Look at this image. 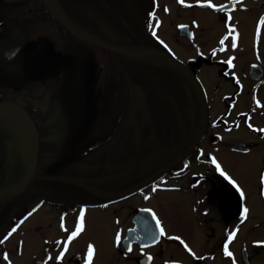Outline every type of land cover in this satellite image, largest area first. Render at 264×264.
I'll return each instance as SVG.
<instances>
[{"label":"flooded vegetation","instance_id":"flooded-vegetation-1","mask_svg":"<svg viewBox=\"0 0 264 264\" xmlns=\"http://www.w3.org/2000/svg\"><path fill=\"white\" fill-rule=\"evenodd\" d=\"M262 21L264 0H0V192L32 160L20 110L39 143L0 264H264ZM141 91L176 100L165 153L135 143Z\"/></svg>","mask_w":264,"mask_h":264},{"label":"rangeland","instance_id":"rangeland-1","mask_svg":"<svg viewBox=\"0 0 264 264\" xmlns=\"http://www.w3.org/2000/svg\"><path fill=\"white\" fill-rule=\"evenodd\" d=\"M173 100L176 101L172 97H148L144 91H141V94H138L135 99L131 100L130 98L131 112L129 116L131 124L136 127V130L133 128V133L136 131L134 139L136 141L135 143L138 142V147H140V141L144 139L148 142L144 143H147L145 149H150L147 151L148 153H165V150L161 149L169 147L172 138L175 136L173 129L175 128L174 123H176L177 118L174 111L170 108ZM196 100L197 105L199 104L201 109L199 111L201 113L200 117L198 116L196 121H203L204 110L201 103L202 99L199 98ZM148 121L154 124L151 123V127L148 130L149 134H143L140 131L141 125ZM233 131L237 134L236 130ZM102 239V237H96L90 239V241L93 246L97 247Z\"/></svg>","mask_w":264,"mask_h":264},{"label":"water","instance_id":"water-1","mask_svg":"<svg viewBox=\"0 0 264 264\" xmlns=\"http://www.w3.org/2000/svg\"><path fill=\"white\" fill-rule=\"evenodd\" d=\"M171 57L175 59V57H173V56H171ZM179 63L181 65H184L181 62H179ZM203 103H204V110H205V125L207 126L208 121H209V109H208V105L206 103V99H204V98H203ZM10 108H14L12 103H9V101H6V100L4 102L0 101V109H3L5 111V110H8ZM19 114H21V116L24 118V120L28 123V125L30 127L31 135H32L33 142H34V151L32 154V160L30 162L28 174L26 176L27 178L24 181L20 182L19 184L15 185V186L7 189V190L0 192V200H5L7 198H10V197L15 196L18 193H20L24 189L25 184H26L27 180L29 179L28 176H30L34 173L37 175V173H36V156L38 153V134H37L36 129L34 128L33 121L30 118V116L24 110H20ZM206 126L203 129V131L199 134V136L197 137V139L193 143V145L190 147V149L179 160H177L174 163H172L171 165H169V167L164 168L161 172L165 171L167 168H170L171 166L175 165L177 162L181 161L187 154H189L194 149V147L196 146V144L198 143V141L202 137L204 131L206 130Z\"/></svg>","mask_w":264,"mask_h":264},{"label":"snow or ice","instance_id":"snow-or-ice-1","mask_svg":"<svg viewBox=\"0 0 264 264\" xmlns=\"http://www.w3.org/2000/svg\"><path fill=\"white\" fill-rule=\"evenodd\" d=\"M180 2L183 3V0H180ZM210 6L215 7V5H210ZM229 18H230V17H229ZM262 24H264V21H262ZM233 31H234V29H233ZM153 34H155V33H153ZM161 43H163V41H161ZM221 43L223 44V40L221 41ZM234 46H235V45H234ZM165 47H167V46L165 45ZM229 63H231V61H229ZM262 131H264V130H262ZM213 163H215V160H214V159H213ZM217 167H219V165H217ZM241 195H243L242 192H241ZM247 213H248V209L245 208V209H244V215H245V217L247 216ZM159 224H160V222H159V220H157V225L159 226ZM83 229H84V216H83V214H82V215L80 216V223H79V226H78V228L76 229V231H74V232L71 234V236L69 237V242H70L72 239H74L76 236H78L79 233H80L81 231H83ZM160 234H161V235H164V229H163V227H160ZM232 236L234 237V236H235V233H233ZM66 250H67V248H65V251H66ZM131 250H132V249H131V247L129 246L128 251L130 252ZM225 250L227 251V245H225ZM94 251H95V249H94L93 247L90 246V247H89V252H88V262H89V264H92V258H93ZM227 255L232 256V253H231V252H227ZM5 259H7V256L5 257ZM59 259H63V253H61V256L59 257ZM151 259H152V257L149 256V257H148V260L151 261Z\"/></svg>","mask_w":264,"mask_h":264},{"label":"bare ground","instance_id":"bare-ground-1","mask_svg":"<svg viewBox=\"0 0 264 264\" xmlns=\"http://www.w3.org/2000/svg\"><path fill=\"white\" fill-rule=\"evenodd\" d=\"M198 136H199V135H198ZM196 139H197V138H196ZM200 139H201V138H200ZM195 141H196V140H195ZM170 165H171V164H170ZM171 167H172V166H171ZM26 178H27V177H26ZM26 178H25V179H26ZM25 179H24V180H25ZM24 180H22V181H24ZM12 187H13V186H12ZM9 188H11V187H9ZM9 188H7V189H9ZM7 189H5V190H7ZM12 197H13V196H12ZM10 198H11V197H10Z\"/></svg>","mask_w":264,"mask_h":264}]
</instances>
